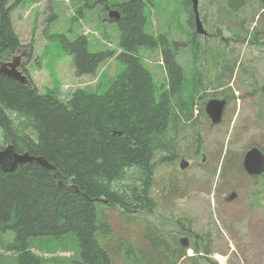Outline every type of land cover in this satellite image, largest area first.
I'll use <instances>...</instances> for the list:
<instances>
[{
    "label": "rangeland",
    "instance_id": "rangeland-1",
    "mask_svg": "<svg viewBox=\"0 0 264 264\" xmlns=\"http://www.w3.org/2000/svg\"><path fill=\"white\" fill-rule=\"evenodd\" d=\"M88 1L23 0L13 7L12 25L23 46L19 59L26 60L32 51L26 68L39 93L54 91L64 102L78 89L103 93L120 73L118 26L99 17L101 10ZM145 1L144 32L157 45L142 46L136 54L151 73L157 94L166 92L163 35L182 69L183 87L170 98L168 128L154 142L151 209L126 215L95 202L97 220L111 228L101 244L112 264H264V207L255 195L264 181L249 177L242 165L249 149L264 154V4L237 0L241 8L233 11L223 0H199L203 35L190 17L192 3L188 8L183 0ZM54 34L70 41L83 35L91 52L116 54L94 76H76L59 40L47 39ZM211 100L227 102L218 124L205 112ZM180 104L186 107L182 112ZM179 159L190 166L180 170ZM232 192L237 198L230 202L226 198ZM237 214L254 222L252 230L243 224L238 232L231 229ZM13 238V232L0 233V264H17L6 248ZM183 238L187 248L179 246ZM30 243L41 264H69L80 255L73 234L32 238Z\"/></svg>",
    "mask_w": 264,
    "mask_h": 264
},
{
    "label": "trees",
    "instance_id": "trees-1",
    "mask_svg": "<svg viewBox=\"0 0 264 264\" xmlns=\"http://www.w3.org/2000/svg\"><path fill=\"white\" fill-rule=\"evenodd\" d=\"M223 1L233 11L241 8L237 0ZM22 2L0 0V66L21 55L23 46L11 13ZM145 3L118 4L123 17L115 22L120 34L116 60L122 69L103 93L78 89L65 102L54 91L39 93L26 68L31 50L20 65L27 84L0 75V151L12 147L15 153L41 158L52 167L32 161L11 173L0 169V233L13 232L6 248L15 254L17 264H41L32 252V238L68 234L76 237L80 250L69 264H112L100 241L110 237L111 228L97 220L95 202L126 215L153 205L149 191L154 142L168 128L170 98L179 96L183 77L163 35L159 43L168 75L166 92L157 94L151 73L138 58L140 47L157 45L144 32ZM183 4L189 8L191 0ZM49 38L59 40L64 54L72 58L76 76H94L116 54L108 49L91 52L83 35L74 41L62 34ZM178 107L181 112L186 108Z\"/></svg>",
    "mask_w": 264,
    "mask_h": 264
},
{
    "label": "water",
    "instance_id": "water-1",
    "mask_svg": "<svg viewBox=\"0 0 264 264\" xmlns=\"http://www.w3.org/2000/svg\"><path fill=\"white\" fill-rule=\"evenodd\" d=\"M199 0H191L192 9L194 13V21L196 31L199 34L205 35L201 21L199 20L197 12V4ZM111 15V14H110ZM109 15V17H110ZM116 19L119 17V13L115 12ZM20 64L19 57L14 58L11 62L2 64L0 66V75L11 78L20 84H27V79L21 72L18 70ZM226 103L223 100H211L207 102L205 106V112L209 117L212 124H218L221 121L223 110ZM35 161L37 164L44 166L47 169L52 167L48 165L41 158H35L29 156L27 153L17 154L13 151L12 147H7L0 151V169L5 173L14 172L18 165ZM243 169L249 175H259L264 172V154L256 147L249 149L243 156ZM188 162L181 160L179 163V169L184 170L188 167ZM235 197V194L229 195V200H232ZM180 245L184 248H187V239L183 238L180 241Z\"/></svg>",
    "mask_w": 264,
    "mask_h": 264
},
{
    "label": "flooded vegetation",
    "instance_id": "flooded-vegetation-1",
    "mask_svg": "<svg viewBox=\"0 0 264 264\" xmlns=\"http://www.w3.org/2000/svg\"><path fill=\"white\" fill-rule=\"evenodd\" d=\"M114 1H115V3H113V5L109 4V0H89L87 3H88V6L93 7L94 10L97 7H98V9L101 10V12L98 14L99 17H102V19H104L103 18V16H104L105 21H107L109 23H111V21H114V23H115V22L119 21L123 17V15L119 11V7H118L119 2H117L116 0H114ZM111 11H113V12H111ZM115 12L119 13V17L117 19L115 16ZM109 15H110V17H109ZM223 101H225V100H223ZM225 103H227V102L225 101ZM179 160L181 161L182 159H179ZM188 164L190 166V163H188ZM247 175L251 178H261V180L264 181V172L259 174V175H249V174H247ZM231 194H233V192ZM231 194H229V195H231ZM234 194H235V197L232 200H229V196L226 199L229 200L230 202L236 200L237 194L236 193H234ZM253 195H254V193H253ZM255 195H259V197L261 198V200H260L261 205L264 207V199H262V198H264V183H262L261 186H257V190L255 192ZM252 202H253V204L258 205V202L256 200H252ZM235 216H236L235 220H234L235 224H233V228L231 227V229H233V230L235 229L234 231L238 232V226H241L243 224L245 227H248V229L252 230L253 225H254V222L252 220L241 219L242 217H245V215L237 214ZM261 219H262L261 222L264 226V215H262ZM262 224H261V226H262ZM240 239L241 240H239V241L241 243L245 244V242L243 241L244 239L243 238H240Z\"/></svg>",
    "mask_w": 264,
    "mask_h": 264
},
{
    "label": "bare ground",
    "instance_id": "bare-ground-1",
    "mask_svg": "<svg viewBox=\"0 0 264 264\" xmlns=\"http://www.w3.org/2000/svg\"><path fill=\"white\" fill-rule=\"evenodd\" d=\"M159 137V136H158ZM153 139V138H152Z\"/></svg>",
    "mask_w": 264,
    "mask_h": 264
}]
</instances>
